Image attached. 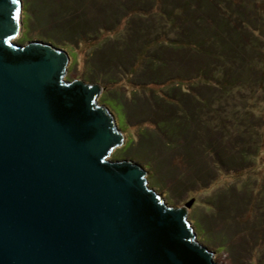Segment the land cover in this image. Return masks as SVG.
Wrapping results in <instances>:
<instances>
[{
  "label": "water",
  "instance_id": "water-1",
  "mask_svg": "<svg viewBox=\"0 0 264 264\" xmlns=\"http://www.w3.org/2000/svg\"><path fill=\"white\" fill-rule=\"evenodd\" d=\"M26 0H0V264H219L188 209L150 169L109 160L124 144L102 86L67 81L73 56L13 40Z\"/></svg>",
  "mask_w": 264,
  "mask_h": 264
},
{
  "label": "rangeland",
  "instance_id": "rangeland-1",
  "mask_svg": "<svg viewBox=\"0 0 264 264\" xmlns=\"http://www.w3.org/2000/svg\"><path fill=\"white\" fill-rule=\"evenodd\" d=\"M65 1L67 10L60 11L58 20H51L49 25L41 21L40 27H35L34 19L27 18L24 7L23 26L13 41L21 45L42 41L64 48L73 56L64 81L83 80L102 86L99 106L107 108L118 118L119 130L125 136L124 144L113 149L108 159L143 162L151 170L149 186L171 206L184 207L194 198L187 219L197 232V241L214 252L216 262L264 264V219L261 218L264 217V84L260 82L257 85V80L251 78L250 69L260 67L261 63L256 59L257 46L253 42L246 43L244 38L252 36L259 39L264 49V0H197L207 10L206 14L196 11L191 15L192 21H196V26L212 39L203 45L198 42L190 45L187 42L194 41L182 39L176 43L194 50L192 66L198 67L209 60L212 67L217 63L227 64L243 72L244 76L239 80L240 90L225 94L228 87L218 71L209 70L208 77L201 73L200 79H194L193 70H188L191 72L184 79L190 80L191 96L178 91L184 99L191 97L193 105L188 108L184 101L170 94L171 87L164 90L161 89L164 87L162 84L148 86L142 83L148 77L145 78L146 71L143 70L150 65L148 53L156 48L154 43L155 46L144 54L148 41H143L138 34L148 29L144 22L148 15L137 12L143 17L130 25L128 18L121 19L126 12L125 0H57L56 5L64 6ZM42 8V18L50 21L47 13H52L53 5L44 2ZM75 12L73 22L64 19L65 15L69 18ZM113 13L121 16L119 26L112 32L105 30L92 44L82 40L83 36L74 41L79 33L91 34ZM153 16L170 21L160 12ZM60 18L65 21L55 24ZM228 19L232 22L230 27L219 25ZM101 45H104L108 72L104 71L101 77L98 72L100 80L92 79L95 67L88 61L95 58L97 49L101 51ZM137 48L143 51L140 57L144 58L145 64L141 68L137 65L138 72L126 78L128 74L123 73L119 63L125 61L127 53L131 54ZM113 75L119 80L116 84L103 81ZM256 77L259 78V74ZM162 78L166 79V76ZM181 88L186 90L183 86ZM209 94L213 97L210 101ZM121 102L126 104V111ZM129 115L131 118L128 120ZM244 125L249 129L244 130ZM233 127L238 128L236 134L247 132L246 136L249 138L251 134L252 138L248 143L230 139V144L228 129L233 130ZM221 131L228 133L227 139L221 137V146L231 145L227 160L213 142L214 136ZM232 152L243 157L245 164L240 159L236 161ZM174 178L178 185L182 184L179 189L175 188ZM202 218L205 222H210L209 218L214 221L210 234L198 222Z\"/></svg>",
  "mask_w": 264,
  "mask_h": 264
},
{
  "label": "trees",
  "instance_id": "trees-1",
  "mask_svg": "<svg viewBox=\"0 0 264 264\" xmlns=\"http://www.w3.org/2000/svg\"><path fill=\"white\" fill-rule=\"evenodd\" d=\"M44 2H47V3L49 2L50 4L53 5V8L51 9L52 13H49V11L47 13V15L51 18L50 21L42 18V11H43L42 5L44 4ZM56 4H57V0H26L25 2L26 16L28 19H32V20L34 19L35 24H36L35 27H40L41 21L43 23H48L49 25L51 24V20H55V21L58 20L57 17L59 16V13L61 10L63 11L67 10L66 9L67 2L66 4H63L64 6H61V7H58ZM124 4H125L126 12L125 14H123L124 16L121 19L128 18V22L130 23V25L136 21H140L141 18L138 19L139 17H143V16H140L137 12L141 13V15H148L144 17L146 18V21L144 22L148 25V29H145L147 31L144 30L141 33L138 32L139 38H142L143 41H148V44L144 48V52L141 49L137 48L135 49L136 51H132L131 54L127 53L125 56V61L119 63V68L123 70V73L125 74V72H127L128 74V76H125L126 78L130 76L133 77V74L137 73L139 68H141L142 65L145 64V60L144 58L140 57V53L143 52L144 54H147L148 49L156 45V48H154L152 52L148 53V57H150L148 58L149 60L148 63H150V65L149 67L146 66L143 69L144 71H146V73L144 74L145 78L147 76L148 77L146 81L142 83L148 86H151V85L153 86L155 84H162L164 87H162L161 89H164V90H166V88L168 87H171L172 89L171 88L169 89L171 91L170 94L172 96H175L176 98H179L181 101H184L187 108L190 107L189 105H193L191 97L189 98L186 97L184 99L183 98L184 96L183 97L180 96L178 91L185 92L187 96H191L190 92L192 91V88H190L191 85H189L190 80L184 79L185 75L190 74L191 72V71L188 72V70H191V69L193 70L194 74L196 75L195 77H193L194 79H200L201 73L204 77L205 76L208 77L209 75L207 72H209V70L211 72L212 70H216L218 71V73H221L219 74L221 78L224 77V84L225 86L228 87L225 90L226 93L223 91V89L218 88L220 92L225 93V94H230L231 92H233L234 89L240 90L239 80L242 76H244L243 72L240 73L238 69L234 70L232 67L228 66L227 64L217 63L215 67H212V65H209L211 62L208 60L207 56L202 55V54L201 55L204 56L206 60H208L207 61L208 63L207 62L203 63L198 67L192 66V60H193L192 57L195 55L194 50L188 47L182 48L183 45L176 43V41L180 42L182 39L183 41L184 40L194 41V42H187L190 45H193L194 43H197V42L199 45H203V42L207 43L209 40L212 39V36H208L207 34L205 35L203 30H201L202 28L196 26V21H192L191 15L196 13V11L201 10L204 14H206L205 9L207 10V7L205 8V5L200 6V3H198L197 0L196 1L195 0H125ZM244 6L246 9H248L247 4H244ZM138 10H140L141 12ZM156 12L165 14L170 19V21L166 22L164 19L160 17L153 16ZM209 12L210 10L207 13L209 14ZM70 15L71 17L69 18H67V16L65 15L64 19L65 20L71 19L73 22V18L76 17V12L73 14L71 13ZM120 16L121 15L117 13L111 14L109 18L106 19V21L104 20L105 22L103 23L101 22L102 23L101 25L100 24L97 25L96 30L93 31L91 34H87L86 36L84 33H79L74 38V41L76 42L77 40H79V37L83 36L82 40H85L86 42L89 41V43L91 44L96 43L97 41L94 39L100 38L102 32H104L105 30H109L110 32H112V30L115 29L117 25L119 26ZM229 19L227 21L224 20V22L219 25H222L224 27L225 26L230 27L232 25V22H229L230 21ZM65 20H61L60 18V20L58 22H55V24L62 23ZM29 26L31 29H33V26L31 25ZM206 26L208 27L207 24ZM213 27H215V22H214ZM152 31H155L154 34L152 33ZM91 37L93 39L88 40V38H91ZM244 38H245L246 43L253 42L257 46L258 52L256 53V59L258 60L259 63H261L260 67L250 69L251 78L252 80L254 79L255 81L257 80L255 82L257 85L260 82L264 84V63H263L264 62V49L262 48L263 43L259 41V39H254V37L252 36H247V37L244 36ZM153 39L154 41H152ZM78 43L80 44V41ZM100 48H102L101 51L97 49V51L94 53L97 55V58L95 55L94 59L91 58V61H88L92 65L94 64V67H95L92 69L94 76H92L91 78L92 79L96 78L98 80L101 79L99 78V74L101 77L104 71L108 72V69L106 70V61H105L106 55H105L104 45H101ZM196 55H199V53L196 52ZM190 63H191V66H189ZM137 65H140L139 68H136ZM220 69H222V72H219ZM147 71H150V72H147ZM256 74L257 75L259 74V78L256 77ZM163 75L166 76V79L162 78ZM114 76L115 75H113L109 79L104 78L103 81L106 80L107 82L109 81L111 83L116 84L115 82L119 80L118 78ZM234 76L236 77V79L234 78ZM229 83H232V85H229ZM255 83H253V86H255ZM139 84L143 85L141 83ZM182 86L185 87L186 90L181 88ZM209 89L214 90V88H211V87H209ZM158 99H160V97H158ZM211 99H213V97H211V94H209L208 100L210 101ZM155 103L157 102L155 101ZM210 103L213 108L212 102ZM120 105L124 107L123 110L125 111L127 110L126 104L121 102ZM130 118L131 117L129 115L128 120ZM147 119H148V116H147ZM149 121H152V120H149ZM229 129H228L229 135L228 133L226 134L221 131L219 132L220 134L217 133L213 139L214 145L219 148L220 153L224 156L226 160L228 158L227 153L228 151L231 150V145L227 146L225 144V146H221V142H220L221 137H223L224 139H227L226 135L228 136L231 135V138H228V141L230 144H231L230 139H237L241 142L248 143L251 137V134L249 135V138L246 136L247 132L245 134L244 133L236 134V131L238 130V128L236 127H233V130L232 128H229ZM243 129L248 130L249 128L246 125H244ZM232 155H233V152H232ZM233 156L236 158V161H239L240 159L241 163L245 164L244 162L245 160L243 157H239L235 155ZM174 179L175 181L177 180L176 178ZM175 181H174V185H176L175 188L177 187V189H179L182 184L180 183L178 185V181L176 182ZM261 218L264 219V217H261ZM209 219H211L210 222L207 220H206L207 222H205L203 218L199 219L198 222L200 221V224L202 225V227L205 228L206 231H208V233L210 234L209 229L214 227V221L212 220V218H209Z\"/></svg>",
  "mask_w": 264,
  "mask_h": 264
}]
</instances>
